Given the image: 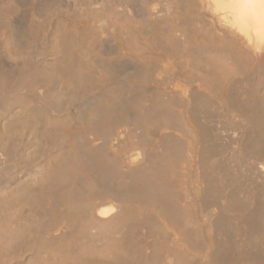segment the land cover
I'll return each instance as SVG.
<instances>
[{"label":"bare ground","instance_id":"bare-ground-1","mask_svg":"<svg viewBox=\"0 0 264 264\" xmlns=\"http://www.w3.org/2000/svg\"><path fill=\"white\" fill-rule=\"evenodd\" d=\"M0 264H264V0H0Z\"/></svg>","mask_w":264,"mask_h":264},{"label":"rangeland","instance_id":"rangeland-1","mask_svg":"<svg viewBox=\"0 0 264 264\" xmlns=\"http://www.w3.org/2000/svg\"><path fill=\"white\" fill-rule=\"evenodd\" d=\"M147 236H148V237H147ZM147 236L145 235V237H146L145 240H147L146 242H148L147 251H148V250L150 251V247H151V245H150V243H151V242H150V241H151V237H150L149 235H147ZM147 238H149L150 240L147 239ZM137 240L141 242V240H139L138 238H137Z\"/></svg>","mask_w":264,"mask_h":264}]
</instances>
